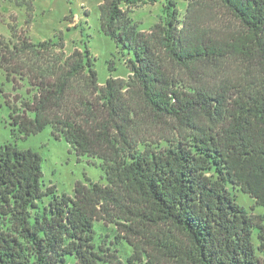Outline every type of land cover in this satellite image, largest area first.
Instances as JSON below:
<instances>
[{"label": "trees", "instance_id": "obj_1", "mask_svg": "<svg viewBox=\"0 0 264 264\" xmlns=\"http://www.w3.org/2000/svg\"><path fill=\"white\" fill-rule=\"evenodd\" d=\"M159 1L100 6L130 70L104 85L87 45L0 42L13 131L51 127L107 181L60 196L38 153L1 148L0 264H122V241L129 264H264V215L233 193L264 208V0H186L184 15L170 0L140 31L129 13ZM99 222L115 227L108 245Z\"/></svg>", "mask_w": 264, "mask_h": 264}, {"label": "rangeland", "instance_id": "obj_2", "mask_svg": "<svg viewBox=\"0 0 264 264\" xmlns=\"http://www.w3.org/2000/svg\"><path fill=\"white\" fill-rule=\"evenodd\" d=\"M105 0H0V42L16 41L28 36L34 43L64 40L65 53L71 54L76 48L89 47L95 58L98 80L104 85L110 77L127 79L130 70L125 65L116 43L101 30L100 6ZM170 0H160L155 5L133 8L129 17L138 24L140 31L150 32L160 22L164 6ZM179 12L184 15L188 2L172 0ZM126 9V7H124ZM28 21V25L26 23ZM11 27H14L15 33ZM13 33L16 37H13ZM1 44V43H0ZM114 70L110 71V64ZM13 84L0 70V150L6 145L16 146L18 150H32L42 158L43 183L46 187L55 186L57 194L72 196L77 182L106 184L102 161L90 157L79 158L62 138L56 140L52 129L22 138L13 131L11 109L6 103V96H15ZM21 94H25L23 89ZM239 204L249 212L264 215V208L255 206L254 201L239 191H233ZM96 243L114 241L115 227L102 222L95 225ZM255 242H257L255 240ZM118 251L122 264H129L133 253L132 247L122 241L112 246Z\"/></svg>", "mask_w": 264, "mask_h": 264}]
</instances>
